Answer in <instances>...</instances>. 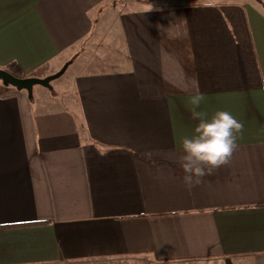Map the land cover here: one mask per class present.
Returning <instances> with one entry per match:
<instances>
[{"label":"crops","instance_id":"1","mask_svg":"<svg viewBox=\"0 0 264 264\" xmlns=\"http://www.w3.org/2000/svg\"><path fill=\"white\" fill-rule=\"evenodd\" d=\"M142 1L0 0V68L16 76L57 72L104 27L129 59L33 97L0 80V264H264V6ZM189 81L198 111L244 125L191 189Z\"/></svg>","mask_w":264,"mask_h":264},{"label":"clouds","instance_id":"2","mask_svg":"<svg viewBox=\"0 0 264 264\" xmlns=\"http://www.w3.org/2000/svg\"><path fill=\"white\" fill-rule=\"evenodd\" d=\"M219 2L220 0H203L201 6L218 7ZM179 87L190 95L191 118L198 121L195 135L183 139V155L179 158L185 173L183 181L191 189L203 183V177L230 163L238 147L237 133H242L244 125L228 111H217L210 118L207 113L198 111L205 96L200 92L197 82H185Z\"/></svg>","mask_w":264,"mask_h":264},{"label":"rangeland","instance_id":"3","mask_svg":"<svg viewBox=\"0 0 264 264\" xmlns=\"http://www.w3.org/2000/svg\"><path fill=\"white\" fill-rule=\"evenodd\" d=\"M162 2H186L189 0H159ZM119 8H131L135 5H144L142 0H115ZM102 30L101 25L96 26V32ZM100 37L93 39L88 47L84 48L70 63L66 71L58 78L52 81V87H46L41 84H36V90H51L58 92L59 87H70L73 77L80 71H103V70H120L123 69L129 62L128 52L126 50L124 39L115 32L103 28ZM1 80V79H0ZM70 88L67 91L69 94ZM35 91L33 89V96ZM121 264V263H117ZM138 264H145L139 261Z\"/></svg>","mask_w":264,"mask_h":264},{"label":"water","instance_id":"4","mask_svg":"<svg viewBox=\"0 0 264 264\" xmlns=\"http://www.w3.org/2000/svg\"><path fill=\"white\" fill-rule=\"evenodd\" d=\"M70 62H67L63 65V67L57 72L50 74L44 78L29 76V77H19L14 75L13 73L0 68V79L3 81L5 85H13L19 90L25 89L28 91L30 97H33V89L36 84H41L43 86L52 87L51 82L60 77L68 68Z\"/></svg>","mask_w":264,"mask_h":264},{"label":"trees","instance_id":"5","mask_svg":"<svg viewBox=\"0 0 264 264\" xmlns=\"http://www.w3.org/2000/svg\"><path fill=\"white\" fill-rule=\"evenodd\" d=\"M258 1L261 3V5H262V6H264V4H263V2H262V1H260V0H258Z\"/></svg>","mask_w":264,"mask_h":264}]
</instances>
